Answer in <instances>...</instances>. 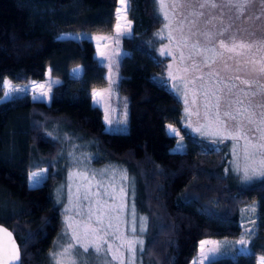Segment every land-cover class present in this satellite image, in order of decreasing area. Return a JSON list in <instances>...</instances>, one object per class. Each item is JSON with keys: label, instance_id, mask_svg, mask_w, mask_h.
<instances>
[{"label": "trees", "instance_id": "16d2710c", "mask_svg": "<svg viewBox=\"0 0 264 264\" xmlns=\"http://www.w3.org/2000/svg\"><path fill=\"white\" fill-rule=\"evenodd\" d=\"M128 1L132 31L120 37L126 55L117 66L127 131L110 132L92 102V91L108 82L92 37H60L111 33L118 0H0V81L27 87L49 76L59 82L49 102L28 94L2 100V85L0 224L14 234L20 264H50L62 219L52 175L65 177L64 156L79 144L94 153V166L122 164L133 176L136 207L147 217L141 264H189L203 239L229 249L219 264H257L264 258V178L240 185L226 172V149L188 133L181 101L157 83L168 81L169 59L157 52L162 20L156 3ZM76 67L82 73L71 77ZM167 125L182 135L183 152L175 151L179 140ZM40 169L47 171L46 181L30 187V173ZM250 204L256 214L244 229L241 209ZM245 232L251 251L237 256L235 242Z\"/></svg>", "mask_w": 264, "mask_h": 264}, {"label": "rangeland", "instance_id": "374dc122", "mask_svg": "<svg viewBox=\"0 0 264 264\" xmlns=\"http://www.w3.org/2000/svg\"><path fill=\"white\" fill-rule=\"evenodd\" d=\"M201 3H205V0H165L164 8L159 11L156 4L157 13L162 20V25L158 33L164 37V39H161L157 35L161 40L157 52L159 56L169 59L167 63L169 86L176 84L180 80H184L188 82L189 89H195L197 91L196 107L200 109V116L193 115L191 117V128L186 127L185 105L183 99H179L183 106V126L193 137L210 142L214 149L217 150L218 148L224 147L229 156L226 172L231 173L238 179L240 185H251L264 177L255 176L250 181H244L241 178L242 174L237 175L233 171L235 167L234 161L239 162L241 165L244 163L242 159V146L245 140L243 138L239 139L238 142L232 139L221 140L219 136H202L199 132L193 131V129L205 123L204 109L202 107L204 97L200 94L204 90L209 92L213 104L215 103V98L211 97V93L216 92L220 95L221 118L226 122L229 129L235 130L234 125L236 123V121L223 116L225 105L230 100L237 101V103L232 104L230 111L234 115L237 111L242 113L237 119L241 120V130L243 132H247L249 128L255 129L258 125L264 128V125L260 124L261 113L264 112V71H261V69H264V0H248L247 6L243 10L228 6L227 0H215L217 4L216 8L208 6L207 3L205 7L201 8ZM118 8L121 11L119 13L116 11V17L119 15L120 19L117 20L116 18L111 33H62V36L80 38L88 35L92 37L96 49V57L99 62L101 63L104 57L107 58L101 64L107 68V77H110V82L107 79L108 82L105 87L95 90H106L110 88V99L106 97L103 106L94 104L93 98L92 102L101 109L105 128L110 132L127 131V109L124 99L118 91L119 74L117 72V66L120 57L125 54L120 45V37L122 35H129L132 31V22L128 18L129 1L126 0L125 4H121L118 0ZM164 13L167 14L166 20L164 19ZM209 21L211 22L209 23ZM117 24H119L118 29L116 27ZM166 24L168 25L167 27H165ZM205 33L209 35L206 36ZM220 40L225 42L226 47L224 49L219 48ZM233 43H243L248 46L240 48L238 52L228 51V48ZM193 45H199L201 51L198 52L197 48H194ZM205 47H217L218 52H222L223 54L212 56L211 53L202 51ZM160 49H163L166 53L170 52L171 55L162 56L159 51ZM181 54H183V60L180 58ZM206 56L210 57L208 62H205ZM237 61H239V64H237ZM74 69L79 70L78 76H74ZM81 73V67H76L70 71V76L79 77ZM236 77H239V79H236ZM245 80L248 82L243 83L242 81ZM4 82L5 90L1 98L2 100L6 99L5 93H10L14 97L28 94L32 100H35L33 99L34 95L46 92L47 95L42 100H37L44 102H49L53 87L59 83H54L57 81L49 76H47L46 80L32 82L27 87L15 85L8 80ZM40 84L44 85L43 89L34 87V85ZM233 84L235 85L234 88L231 87ZM25 88L31 89V91L27 93L11 91L12 89ZM191 99L192 93L189 92L188 100L190 107ZM192 111H195V108H192ZM106 114L111 124L106 122ZM249 118L255 123L249 125ZM171 126L177 129L175 126ZM166 130L169 135L177 137L179 140L178 144H183L182 135L179 131L178 135L171 134L169 125H167ZM260 135L261 133L259 131L249 133L250 137H259ZM260 142L264 143V141ZM234 143H238L239 145L235 150L233 148ZM73 156L77 159H73ZM93 157L94 153L88 151L86 147L74 144L64 156L67 168L65 177L57 181L55 174L52 175L54 196L57 204L61 208L62 219L61 229L48 253L50 264H53L51 254L61 252L64 247H67L69 242L75 243L71 241L72 230L67 228L66 220L68 223L73 224V228H76L77 224L83 219V213L87 210L86 205L88 203L83 200L86 186L90 193L96 191L99 187L101 202L107 201L105 206V223L110 222L113 226L109 230L110 235L107 239L112 245L113 252L124 260V264H129V253L127 251L129 241H143L142 247L144 246L147 217L136 207L133 176L127 167L122 164L106 163L101 167H96L92 164ZM33 173L40 174L37 179H42V183L39 185L46 181L47 171L44 169L36 170L29 175V186L32 183L31 178ZM112 173H115V183L109 188L110 195L104 196L103 188L111 184L113 180ZM121 173L126 174L127 179L121 180ZM93 175H95V179H92ZM85 176L88 177L87 181L85 180ZM121 187L123 188L122 192L120 191ZM78 189L79 191H77ZM111 194L115 195V199L112 198ZM90 199L95 200L96 197L90 195ZM66 208L68 209L67 212H65ZM77 213H80V215ZM255 214L256 209L254 204L247 205L241 209V223L244 229L249 228L253 223ZM133 227L135 228L134 232L132 231ZM66 232L68 235L65 234ZM248 233L245 232L242 236L247 242ZM215 242L214 245H206L205 250L216 248L219 253H224V246L219 241ZM118 247L119 251H117ZM140 247L141 245L139 243L133 244V248L136 249L133 264H141L142 252L139 250ZM238 247L240 248L242 246L238 244ZM89 251L91 252V248ZM199 257L200 253L194 261L198 260ZM85 259L87 264H107L111 260V254L106 255L102 251L96 256H86ZM262 260L264 258H259L257 264H261ZM111 264H119V261H111ZM204 264H208V262L204 261Z\"/></svg>", "mask_w": 264, "mask_h": 264}, {"label": "snow or ice", "instance_id": "6c2138e0", "mask_svg": "<svg viewBox=\"0 0 264 264\" xmlns=\"http://www.w3.org/2000/svg\"><path fill=\"white\" fill-rule=\"evenodd\" d=\"M121 4H125L126 0H119ZM228 6L235 7L239 10H243L248 3V0H227ZM154 3L157 4L158 11L162 10L165 6V0H154ZM208 4V6L212 8H216L217 4L215 3V0H205V3H201L200 7H205V4ZM175 6V5H173ZM117 13L121 11V9L116 10ZM117 20L120 19L119 15H117ZM164 19H167V14L164 13ZM211 21H209L210 23ZM168 25L166 24L165 27ZM117 29L119 28V24L116 25ZM158 36H160L161 39H164V37L157 33ZM206 36H208V33H205ZM170 38V34H169ZM210 38V37H209ZM60 39H80L79 37H71V36H63L60 37ZM248 45H245L243 43L236 44L233 43L230 48H228V51H237L240 48L246 47ZM194 48H197L198 52L201 51L199 48V45H193ZM226 47L225 42L223 40L219 41V48L224 49ZM160 54L162 56L165 55H171L170 52H165L163 49H160ZM205 53H211L212 56L222 55V52H218L217 47H205L202 49ZM126 55V54H125ZM181 60H183V54H181ZM107 58L104 57L101 60V63L104 62ZM210 60V57H205V62H208ZM157 63H160V61H157ZM237 64H239V61H237ZM261 71H264V69H261ZM74 76L79 75V70L74 69L73 70ZM106 79L110 82V77H107ZM236 79H239V77H236ZM194 83V81H192ZM243 83H247L248 81H242ZM4 81H0V91H2V85L4 84ZM54 83H58L54 82ZM160 86L166 88L170 93L177 96L178 99H183L184 105H185V120H186V127L191 128V117L193 115L199 117L200 116V109L199 107H196L197 105V91L195 89H189L188 88V82L184 80L178 81L176 84H173L172 86H169L168 81H157ZM34 87L43 89L44 85H34ZM231 87H235L233 84ZM175 89V91H174ZM11 91L20 93L24 92L27 93L31 91V89L25 88V89H12ZM231 91V89H229ZM189 92L192 93V99H191V107L189 106V100L188 95ZM204 99L202 102V107L204 109V117H205V123L201 124L199 127L194 128L193 131L199 132L202 136H219L221 140L223 139H232L234 141H237L241 138L245 140V143L242 146L243 149V165H241L239 162H233L235 163V167L233 168V171L237 175H241L242 180L244 181H250L252 177L259 176L264 177V143H261L260 141H264V128L260 127L259 125L253 129L249 128L247 132H243L242 129V123L241 120L237 119L238 116H241L242 113L237 111V113L234 115L230 109L233 103H237V101H228L225 105V111L223 112L224 117H228L231 120L236 121L234 125V129H229L226 125V122L221 118V98L220 95L216 92L211 93V97L215 98V103L213 104L210 99V94L207 90H204L200 93ZM46 92H41L39 95H34L33 99L35 100H42L44 96H46ZM94 104L103 106V103L107 98L110 99L111 96V89L106 90H93L91 93ZM5 98L7 100H13L16 97L12 96L10 93H5ZM242 103V102H239ZM192 108H195V111H192ZM107 111V110H105ZM126 115V114H125ZM105 120L107 123L111 124V121L109 120L107 114L105 115ZM255 123L251 118L248 119V124L251 125ZM261 125H264V112L261 113ZM219 125V126H217ZM170 133L173 135H178V130L172 128L171 125H169ZM256 131H259L261 135L259 137H250L249 133H254ZM238 143H234L233 148L235 150L236 147H238ZM184 145L183 144H177V148L175 151L177 152H183ZM70 155H72L70 153ZM73 159H77L75 156H73ZM239 159V158H238ZM40 174L33 173L32 175V183L31 187L35 188L38 187L40 183H42V179H37V177ZM113 180L111 184H108L104 186L103 188V194L104 196H109V188L112 186V184L115 183V173H112ZM92 179H95V175L92 176ZM120 179L124 180L127 179L126 174L121 173ZM85 180H88V177L85 176ZM264 182V181H262ZM103 184V182H101ZM79 191V189L77 190ZM120 191H123V188H120ZM90 195L96 197L95 200L90 199ZM112 198L115 199V195L111 194ZM83 200L87 201L86 208L87 210L83 213V219L77 224L76 228H73L72 223H68L66 220L67 228L72 230L71 231V241L69 242L67 247H64L63 250L59 253H54L52 255L53 264H87L86 262V256H96L97 254L101 253L102 251L105 252V254H111V260L107 262V264H111V261H119V264H124V260L117 256L112 249V245L109 243V240L107 237L110 235V229L113 227L112 224L105 223V206L107 204V201H104L103 203L100 200V191L99 187L96 191H92L90 193L88 187H85V192L83 194ZM68 209H65V212H67ZM80 215V213H77ZM132 231H135V228H132ZM143 231V229H141ZM0 232H5L7 236H11L10 232H7L6 229L0 228ZM68 235V233H65ZM84 241V242H82ZM134 243H139L141 245L140 251H143V241H129L128 242V248L127 251L129 253V264H133V257L135 254L136 249L133 248ZM216 242L210 241V240H202L200 241V257L198 260L193 261V264H204V261H207L208 264H219V261L223 259L224 257L228 256V253H219L216 248H209L205 250L206 245L215 244ZM239 245L242 247L238 248L236 250V255H245L250 253V249L247 247V241L243 238H241L238 242ZM106 246V247H105ZM91 248V252L89 249ZM117 251H119V247L117 248ZM67 258V259H65ZM8 259L12 260H19L20 254L18 249H13V252L10 257L3 258V251L0 250V264H8ZM261 264H264V260L261 261Z\"/></svg>", "mask_w": 264, "mask_h": 264}, {"label": "water", "instance_id": "95a60500", "mask_svg": "<svg viewBox=\"0 0 264 264\" xmlns=\"http://www.w3.org/2000/svg\"><path fill=\"white\" fill-rule=\"evenodd\" d=\"M0 228L6 229L7 232L11 233V236L9 237L5 234V232H0V250L3 251V258L10 257L14 248L18 249L20 254V248L14 237V234L10 231V229H8L7 227L1 224H0ZM8 264H20V259L19 260L8 259Z\"/></svg>", "mask_w": 264, "mask_h": 264}, {"label": "crops", "instance_id": "0c3cea01", "mask_svg": "<svg viewBox=\"0 0 264 264\" xmlns=\"http://www.w3.org/2000/svg\"><path fill=\"white\" fill-rule=\"evenodd\" d=\"M93 92V91H92ZM203 240H210V241H218V240H215V239H203ZM240 240V239H239ZM239 240H237L236 241V244H235V247H234V251H236L239 247H238V244H237V242L239 241ZM202 241V240H201ZM248 246V245H247ZM214 247V246H213ZM224 249H225V247H224ZM227 250V248L225 249V251ZM226 252H229V249H228V251H226ZM199 253H200V242H199ZM246 255V254H245ZM195 260V258L189 263V264H193V261ZM257 262H258V260H257Z\"/></svg>", "mask_w": 264, "mask_h": 264}]
</instances>
